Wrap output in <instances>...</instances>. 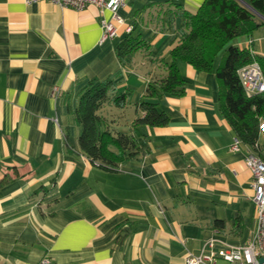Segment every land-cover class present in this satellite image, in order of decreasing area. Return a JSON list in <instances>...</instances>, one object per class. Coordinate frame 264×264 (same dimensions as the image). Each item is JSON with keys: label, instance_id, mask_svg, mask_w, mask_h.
<instances>
[{"label": "crops", "instance_id": "crops-1", "mask_svg": "<svg viewBox=\"0 0 264 264\" xmlns=\"http://www.w3.org/2000/svg\"><path fill=\"white\" fill-rule=\"evenodd\" d=\"M132 1L119 9L125 23L141 10ZM172 1L196 11L204 0L148 4ZM166 18L152 35L137 25L133 34L147 44L122 65L124 23L113 20L119 34L101 39L109 9L0 0V264H185L210 238L249 241L256 206L245 157L255 149L244 142L232 148L236 134L222 111L216 72L179 60L184 93L149 98L169 114L168 123H133L144 114L137 102L148 83L167 73L160 58L171 60L177 26L165 32ZM235 40L253 42L264 55V25ZM138 53L146 67L140 74ZM119 69V90L132 89L129 103L102 111L143 150L111 169L81 150L72 111L85 84ZM258 143L264 157V132Z\"/></svg>", "mask_w": 264, "mask_h": 264}, {"label": "trees", "instance_id": "trees-1", "mask_svg": "<svg viewBox=\"0 0 264 264\" xmlns=\"http://www.w3.org/2000/svg\"><path fill=\"white\" fill-rule=\"evenodd\" d=\"M171 3L176 6L171 17L177 14L182 18V24L175 28L177 35L169 52L171 60L167 62L160 58V62H164L167 67V73L148 83L144 96L137 102L144 114L133 121L134 125L157 126L168 123L169 114L159 109L149 98L184 93L186 79L177 64L182 60L198 70L216 72L221 83L224 115L236 137L258 150L259 125L264 116V91L248 95L238 69L255 59L264 74V55L257 53L253 42L237 45L233 40L240 36L250 39L254 31L264 25V18L254 12L264 15V0H204L196 11L176 1ZM132 25V31L126 32L117 44L122 65L147 44L141 39L140 33L133 34L137 25ZM147 54L150 56L152 52ZM123 81L122 69L103 80H90L82 88L78 105L72 111L81 126V150L93 162L111 169L143 150L136 135L113 127L114 120L102 111L103 106L109 103L118 108L128 105L132 89L119 90Z\"/></svg>", "mask_w": 264, "mask_h": 264}, {"label": "built area", "instance_id": "built-area-1", "mask_svg": "<svg viewBox=\"0 0 264 264\" xmlns=\"http://www.w3.org/2000/svg\"><path fill=\"white\" fill-rule=\"evenodd\" d=\"M35 2L41 0H26ZM61 7H70L82 10L89 5H96L101 10L109 9L112 19H102V40L113 39L119 34V29L113 20L124 23L125 32H131L133 25L125 23L119 16L118 9L126 3V0H47ZM238 75L248 95L264 91V74L257 60L241 66ZM260 131L264 132V121L260 122ZM242 140L235 138L232 148L237 150ZM257 148V147H256ZM249 152L245 157V163L252 174L254 188V202L256 206V219L252 235L247 243L231 244L218 242L210 238L205 241L199 253L188 252L185 264H264V157L257 149ZM263 258V261H261ZM221 261V263H219ZM49 262V260H45Z\"/></svg>", "mask_w": 264, "mask_h": 264}, {"label": "rangeland", "instance_id": "rangeland-1", "mask_svg": "<svg viewBox=\"0 0 264 264\" xmlns=\"http://www.w3.org/2000/svg\"><path fill=\"white\" fill-rule=\"evenodd\" d=\"M132 5L134 6V9L140 8L141 10L137 11L134 13V15H132L133 17V22H129L135 25H140L141 27L144 28V33L146 35H152L153 34V29L159 31L161 30V27H163L161 25V22L159 21V17L162 15H165L166 13V21H165V25L166 27H168L165 32H169L168 30H173L174 27L172 26H180L182 24V18L181 17H177V19H175L176 16L174 17H169L168 16V10L170 11H174L176 6L172 3L166 4V2H155V4L151 5L148 3L153 2V0H133L132 1ZM156 5V6H155ZM121 8V7H120ZM119 8V9H120ZM118 9V14L121 18H126L125 16H122L120 13V10ZM129 19H131V17L129 16ZM158 19V20H157ZM179 20V25H177L176 21ZM150 23V24H149ZM150 27V28H147ZM170 34V33H169ZM170 36L167 35L164 37V40L161 41V43H159L161 46L163 45V43L167 42L169 40ZM119 40V38H118ZM236 40H233V42ZM144 55V54H142ZM142 55L140 53H138L136 55V70L135 72H139V74L141 72L146 71V67L141 65V58ZM221 263V261L219 262Z\"/></svg>", "mask_w": 264, "mask_h": 264}, {"label": "water", "instance_id": "water-1", "mask_svg": "<svg viewBox=\"0 0 264 264\" xmlns=\"http://www.w3.org/2000/svg\"><path fill=\"white\" fill-rule=\"evenodd\" d=\"M252 9H253V8H252ZM253 10H254V9H253ZM254 12H255V13H257L258 15H260L261 17H263V18H264V15H262V14H261V13H259L258 11H255V10H254ZM261 261H263V258H261Z\"/></svg>", "mask_w": 264, "mask_h": 264}]
</instances>
